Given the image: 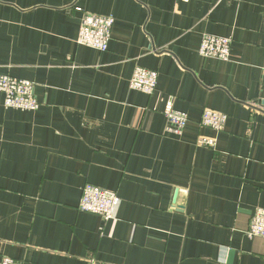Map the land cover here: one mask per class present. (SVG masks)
Wrapping results in <instances>:
<instances>
[{"label": "crops", "instance_id": "crops-1", "mask_svg": "<svg viewBox=\"0 0 264 264\" xmlns=\"http://www.w3.org/2000/svg\"><path fill=\"white\" fill-rule=\"evenodd\" d=\"M86 11L115 18L106 51L77 43ZM206 33L232 38L230 60L199 54ZM137 66L158 71L152 95L130 86ZM0 74L40 102L0 92V259L264 264L248 234L264 208V0H0ZM206 107L224 130L200 124ZM87 183L119 194L115 219L79 210Z\"/></svg>", "mask_w": 264, "mask_h": 264}, {"label": "built area", "instance_id": "built-area-1", "mask_svg": "<svg viewBox=\"0 0 264 264\" xmlns=\"http://www.w3.org/2000/svg\"><path fill=\"white\" fill-rule=\"evenodd\" d=\"M115 18L96 12H84L77 43L89 46L99 51H106L109 47ZM232 38L213 34H204L199 45V54L205 57H213L223 61L230 60L232 50ZM159 81L157 70L137 66L130 79V86L148 95H152ZM35 84L32 81L0 74V92L4 94L6 108L35 111L40 107V102L34 93ZM164 115L167 119V130L181 135L185 131L190 117L186 111L175 107L172 98L167 100L164 107ZM228 116L215 109L204 108L200 124L203 127L221 132L224 130ZM198 145L214 147L216 139L208 136H200ZM121 202L119 194L114 190L98 187L87 183L83 189L78 208L80 211L98 214L104 219H115V211ZM248 234L251 237H264V208H257L251 219ZM0 264H23L21 261L10 257L0 259Z\"/></svg>", "mask_w": 264, "mask_h": 264}]
</instances>
